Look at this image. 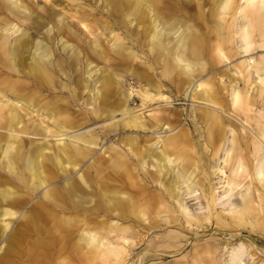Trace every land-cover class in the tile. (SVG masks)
<instances>
[{"label": "rangeland", "instance_id": "obj_1", "mask_svg": "<svg viewBox=\"0 0 264 264\" xmlns=\"http://www.w3.org/2000/svg\"><path fill=\"white\" fill-rule=\"evenodd\" d=\"M214 1L147 0L138 10L127 0H0V195L8 193L0 264H216L225 249L231 264H264V177L255 165L264 156V73L247 63L264 61V7L244 35L239 13L220 15ZM154 33L169 74L149 49ZM38 62L48 86L35 80ZM208 115L221 137L209 136ZM133 117L135 126L124 123ZM28 157L39 161L42 186L30 185ZM80 178L84 203L57 213L72 242L125 247L116 262L86 249L58 253L42 244L47 230L21 227L48 189ZM110 191L111 207L101 197Z\"/></svg>", "mask_w": 264, "mask_h": 264}, {"label": "bare ground", "instance_id": "obj_2", "mask_svg": "<svg viewBox=\"0 0 264 264\" xmlns=\"http://www.w3.org/2000/svg\"><path fill=\"white\" fill-rule=\"evenodd\" d=\"M127 2H134L135 3V7L138 10L141 9V8H147V6H148L146 4L147 3V0H127ZM240 3H241V6H240ZM212 5L215 6L213 9H216L217 13L220 14V15L226 14V13H230L232 15H235L236 13H239V15H240V17L242 19V25H244L243 23H246L247 22L246 24H248V22H253L254 21V18L256 19V17H258L259 14H261V10L264 7V0H215L214 2H212ZM163 10H164V12L167 11L166 9H163ZM154 11L156 13H158L161 18H163L164 14L161 12L162 10L161 11L159 10V7L158 6H157V8L154 7ZM142 16L143 17L145 16L144 13H141L140 14L139 20H141V17ZM179 22H181V21H179ZM246 27H247V25H244L243 28L241 29V31H242V33L244 35H246V33H247V28ZM17 28H19V27H17ZM151 37H152V39H151L152 41L150 43L149 49L151 48V50L157 56H160L161 57V59L163 61V65H164V73L165 74H169V71H168L169 70V63H168L167 59L166 58L164 59V57L162 56L167 51L166 50V45L164 44V41H162V39L160 38V35L158 36L156 33H154L153 35H151ZM8 39H9V37H8ZM250 48H251V45L248 46V48L246 49V51H248ZM221 57H225V56L223 54H221ZM225 60H227V58H225ZM247 63L250 66L249 68H254L255 69V72L256 73H261V72L264 73V61L263 62H260L259 64L253 65L252 64L253 63V60L252 59H249L247 61ZM32 68H33L35 80H36L37 84L40 87H45V86H48V85L51 84L52 78L48 74V72H47V70H46V68L44 67L43 64H41L40 62L33 63ZM245 70H248V69H245ZM237 72L240 73L239 70ZM109 82L107 84H105L106 85L104 87L105 89L102 90V97L103 98H105L107 96L108 90H110V87L111 86H110ZM198 86H201V84L200 83L197 84V88H198ZM14 92L18 93L19 92V88L15 89ZM198 93H199V91L198 92H196V91L192 92L193 97L199 99V94ZM240 96L241 95L237 91H234L232 93V102H233V104H236V102L239 101V99H240L239 97ZM144 98L145 99H148L149 98V95L148 94H144ZM30 99H33V98H30ZM28 103H29V101H28ZM223 109H225V108H223ZM200 112H201V110H200ZM208 118L211 121L209 123L210 124V133H209V136L210 137H221L222 136V129H221V127L217 123H216V127H215L214 121L216 120V118L215 117H211L210 118L209 115H208ZM135 120H136L135 117H133L131 119L129 118V119L125 120L124 123L126 125H134L135 126ZM212 124H214V126ZM263 125L264 124L261 123V126H263ZM262 131L263 130H261V133H262ZM9 137L10 138H13L14 136L11 134ZM76 137L77 138L80 137L77 140L84 141V143H86V140H85L86 138H81V137H84V136L81 135V136H76ZM164 144L167 145V146L171 145V140H168V139L165 140V143ZM74 145H76V144H74ZM12 149H13V146L11 144H7V146H5L4 150L2 151V157L3 158H6L10 154V151ZM258 159L259 160H258L257 164H255L257 166L256 167V175L259 176V178L260 177L262 178V177H264V156H262L261 158H258ZM39 170H40V165H39V161H37V157L34 160L32 158L28 157V159H27V171H28V176H29L28 177L29 178L28 180L30 182V185L37 186L38 187V186H42V184H44L46 182L45 179H41V177L39 176ZM52 178H53V175L50 174L48 176V179H52ZM81 183L82 184H85V181L82 178H80V183L76 181L75 183L73 182V184H71L70 186L68 185V186L61 187V188H58L57 187V188H50V189H48L43 194V196H42V198H44V201L43 200L40 201V202L37 201L36 204H34L30 208V213L31 214L29 215V218L26 220V222L21 225V227L24 228V229H26V231H31V232L32 231H35V233L36 232H39V231H42L43 232V229H44V231L47 230L48 235H45V237H47V240L49 242L48 243H42V244L51 246L52 248L56 249V251L58 253L67 252V248H70L71 249L70 251H76L77 253L80 252V250L83 251V250L86 249L82 253H84V252L94 253V254H96L94 256H97V258L107 259L109 255H115V257H113V260H114L113 262H116L118 260V255L124 254V250L123 249L125 247H123V246H117V245L116 246H112L111 242L108 241V240L105 241V244H103V242H104L103 241V242L99 243L98 245H92L91 246L89 242L83 241L82 237H78L76 241L72 242V239L74 238V233H73L74 230L71 227V225H69L68 222H65L64 216H61L60 214H58L59 213L58 211H60L61 213L72 212L75 209V207L81 206L84 203V200H85V198L83 196L84 194L82 195V193L84 192V190L82 188ZM165 188H166V186H165ZM162 190H163V188H162ZM166 190H168V187H167ZM104 191H107V189H105ZM92 192L94 194H96V191H92ZM109 193L110 194L108 196H106V198L103 195H101V197H103L102 199H104V202L107 203V206H110L111 207L113 205L112 203L115 202L114 194H113L114 191H110ZM7 197H8V193H6V192L5 193H2L1 192V195H0V198L1 199H6ZM155 200H156V198L150 199V201L148 202V204L151 205L152 203H155ZM167 202H169V201H167ZM137 208H138V206H137ZM132 210H134V209H132ZM2 212H3L2 213L3 216H6L7 214L10 215V212L7 211V210H3ZM209 213H211V212H209ZM211 217H213V216L211 215ZM102 219H104V218H102ZM186 222L188 223V221H186ZM191 223H193V222H191ZM189 224H190V222H189ZM6 227H7V224L5 222H2L1 227H0L1 228L0 231L1 230L4 231ZM99 228L100 227H95V230L96 229L98 230ZM18 232H17V234H18ZM227 238H228V236H227ZM123 239H125V241H127L126 238H123ZM238 249H240V248H238ZM82 253H81L80 256L82 258H84L85 255L84 254L82 255ZM243 255H244V252L242 250L233 252V257H242ZM254 255H255V253H254Z\"/></svg>", "mask_w": 264, "mask_h": 264}, {"label": "clouds", "instance_id": "obj_3", "mask_svg": "<svg viewBox=\"0 0 264 264\" xmlns=\"http://www.w3.org/2000/svg\"><path fill=\"white\" fill-rule=\"evenodd\" d=\"M246 255V259L247 261H253L254 258L250 255ZM216 264H231V253L228 249L224 250L223 255L221 256V258L219 260L216 261ZM240 264H246V260L245 259H241Z\"/></svg>", "mask_w": 264, "mask_h": 264}]
</instances>
